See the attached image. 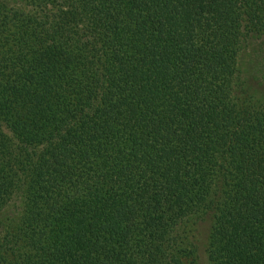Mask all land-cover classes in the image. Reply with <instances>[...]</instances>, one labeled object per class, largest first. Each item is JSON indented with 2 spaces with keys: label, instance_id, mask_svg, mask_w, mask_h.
Here are the masks:
<instances>
[{
  "label": "trees",
  "instance_id": "1",
  "mask_svg": "<svg viewBox=\"0 0 264 264\" xmlns=\"http://www.w3.org/2000/svg\"><path fill=\"white\" fill-rule=\"evenodd\" d=\"M259 40L264 0H0V264H264Z\"/></svg>",
  "mask_w": 264,
  "mask_h": 264
},
{
  "label": "rangeland",
  "instance_id": "2",
  "mask_svg": "<svg viewBox=\"0 0 264 264\" xmlns=\"http://www.w3.org/2000/svg\"><path fill=\"white\" fill-rule=\"evenodd\" d=\"M243 61L250 72L257 73L260 77L263 76L264 85V40L254 41ZM201 233L202 241H205L207 235L206 225L202 226ZM197 264H209L203 247L200 248V258Z\"/></svg>",
  "mask_w": 264,
  "mask_h": 264
}]
</instances>
